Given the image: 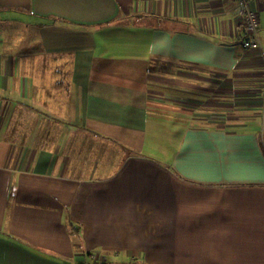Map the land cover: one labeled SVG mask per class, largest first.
<instances>
[{
  "label": "crops",
  "instance_id": "0c3cea01",
  "mask_svg": "<svg viewBox=\"0 0 264 264\" xmlns=\"http://www.w3.org/2000/svg\"><path fill=\"white\" fill-rule=\"evenodd\" d=\"M243 35L236 0H0V264H264Z\"/></svg>",
  "mask_w": 264,
  "mask_h": 264
},
{
  "label": "built area",
  "instance_id": "2783aa9c",
  "mask_svg": "<svg viewBox=\"0 0 264 264\" xmlns=\"http://www.w3.org/2000/svg\"><path fill=\"white\" fill-rule=\"evenodd\" d=\"M244 25L243 40L240 43L241 50L257 57L262 64L264 74V49L262 36H260V24L258 12L252 8L256 1L264 0H236Z\"/></svg>",
  "mask_w": 264,
  "mask_h": 264
},
{
  "label": "rangeland",
  "instance_id": "374dc122",
  "mask_svg": "<svg viewBox=\"0 0 264 264\" xmlns=\"http://www.w3.org/2000/svg\"><path fill=\"white\" fill-rule=\"evenodd\" d=\"M216 98V97H215ZM166 100H172L171 104V107L169 108H176V109H179V113H186L188 115L191 116L192 118V122L197 124H208V123H211V122H216V121H219V117L220 115H222V111L224 110V107L223 106H217V105H208L207 102H202L201 103V106L195 108L192 106V101L189 99H184V100H179V99H176V98H166ZM220 100V99H219ZM169 105V106H170ZM170 112H172V110H169ZM263 114L261 116V119H260V122L262 124V126H264V110H262ZM214 116V117H213ZM210 117H213V119H211ZM164 130H162V133H166V131L168 129L172 130L173 127H170V126H164L163 128ZM264 131V129H263ZM174 135V134H173ZM173 135L171 134V136L169 135V133L167 132V138H168V141H170L171 143L174 142V138H173ZM263 137H264V132H263ZM92 263V262H91Z\"/></svg>",
  "mask_w": 264,
  "mask_h": 264
},
{
  "label": "trees",
  "instance_id": "16d2710c",
  "mask_svg": "<svg viewBox=\"0 0 264 264\" xmlns=\"http://www.w3.org/2000/svg\"><path fill=\"white\" fill-rule=\"evenodd\" d=\"M55 23H56V21H55ZM54 23V24H55ZM263 68V67H262ZM264 76V75H263ZM260 77V76H259ZM263 86H264V80H263ZM263 91H264V88H263ZM79 264H81V263H79ZM96 264H98V263H96ZM103 264H108L107 262H104Z\"/></svg>",
  "mask_w": 264,
  "mask_h": 264
}]
</instances>
